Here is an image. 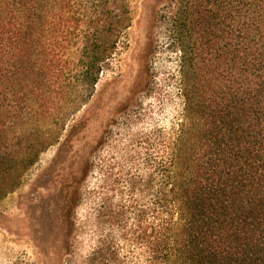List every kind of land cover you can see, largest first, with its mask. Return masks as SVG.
<instances>
[{"label":"trees","instance_id":"trees-1","mask_svg":"<svg viewBox=\"0 0 264 264\" xmlns=\"http://www.w3.org/2000/svg\"><path fill=\"white\" fill-rule=\"evenodd\" d=\"M161 7L178 113L120 161L91 164L97 183L74 194L95 238L79 264H264V0ZM129 21L128 0H0V198L18 185L14 163L28 169L57 142L30 140L57 124H38L49 106L90 99Z\"/></svg>","mask_w":264,"mask_h":264},{"label":"rangeland","instance_id":"rangeland-1","mask_svg":"<svg viewBox=\"0 0 264 264\" xmlns=\"http://www.w3.org/2000/svg\"><path fill=\"white\" fill-rule=\"evenodd\" d=\"M164 4L165 0H128L129 27L102 64L90 99L72 109L62 102L50 105L46 119L38 123L48 127L57 120L55 127L32 133L30 140L48 136L57 142L28 169L14 163L9 173L18 185L0 198V264H79L95 238L89 225L91 205L84 198L75 207L74 194L79 187L97 183L91 164L102 158L120 161L122 154L136 149L138 138L175 120L179 100L169 75L176 59L162 51L156 34L161 33L157 26ZM106 7L98 22L103 26L111 21ZM30 152L20 149L15 157ZM80 156L90 164L85 178ZM75 222L87 228L70 231Z\"/></svg>","mask_w":264,"mask_h":264}]
</instances>
